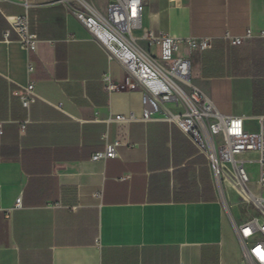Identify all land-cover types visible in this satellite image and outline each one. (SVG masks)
<instances>
[{
	"label": "crops",
	"instance_id": "crops-1",
	"mask_svg": "<svg viewBox=\"0 0 264 264\" xmlns=\"http://www.w3.org/2000/svg\"><path fill=\"white\" fill-rule=\"evenodd\" d=\"M86 1L105 13L107 0ZM144 1V29L212 39L205 51L182 42L175 56L189 61L191 85L220 114L245 116L244 127L264 115V37L241 46L224 39L264 31V0ZM75 5L0 1V264H245L231 217L241 224L256 213L246 204L249 216L238 204L228 213L186 136L164 121L106 122L139 113L143 92L106 89L105 76L121 85L124 72L70 12ZM24 14L38 39L30 53L15 31L4 40L8 18ZM28 80L39 99L25 110L17 92ZM114 140L115 158L91 159Z\"/></svg>",
	"mask_w": 264,
	"mask_h": 264
},
{
	"label": "built area",
	"instance_id": "built-area-1",
	"mask_svg": "<svg viewBox=\"0 0 264 264\" xmlns=\"http://www.w3.org/2000/svg\"><path fill=\"white\" fill-rule=\"evenodd\" d=\"M58 1L69 5L71 0ZM74 1L76 5L70 7V12L105 49L108 59L115 61L124 72L121 85L111 84L105 76L106 89L140 88L143 92L139 113L115 114L109 116L106 122L164 121L175 125L205 156L228 213L231 204L250 205L255 211L256 215L246 222L237 224L232 217L231 222L242 248L244 263L264 264V115L257 118L258 130L249 132L244 127L245 116L220 114L210 98L191 85L189 61L175 56L182 42L189 50L205 51L211 47L212 39L190 37L181 40L144 29V0H107L105 13L86 0ZM8 22L10 29L4 32V40L9 39L10 30H13L20 47L26 53L34 52L38 39L29 30L27 15L11 16ZM137 31H140L139 35ZM256 36L264 37V31L255 34L251 28H247L241 36L226 33L224 39L230 46H241ZM139 40L145 41L148 47L157 46L158 56L143 50L137 43ZM33 69L32 62L28 60L27 74H31ZM17 95L25 110L39 99L31 80L19 88ZM54 107L62 110L61 104ZM157 111L160 115H157ZM26 122L20 125V129L25 128ZM120 144L119 140L106 143L91 159L115 158ZM246 153H255L256 158L242 159L241 156ZM246 163H256L258 166L255 183L251 182ZM229 195L236 199L229 200ZM95 196L100 197L101 191H97ZM21 205V197L16 198L14 207Z\"/></svg>",
	"mask_w": 264,
	"mask_h": 264
},
{
	"label": "rangeland",
	"instance_id": "rangeland-1",
	"mask_svg": "<svg viewBox=\"0 0 264 264\" xmlns=\"http://www.w3.org/2000/svg\"><path fill=\"white\" fill-rule=\"evenodd\" d=\"M151 55L152 56H157L156 55V47L155 46H152L151 47ZM192 79V77H191ZM245 128L247 131L249 132H256L258 130V122L257 120H254V119H249L245 122ZM248 169H249V172H250V175H251V182L253 183L257 177V174H258V166L256 163H249L248 164ZM236 198L234 197L233 200H235ZM235 210L241 215L243 216L244 218L249 216L251 211L248 210V207H244L243 205L241 204H238V207L235 208Z\"/></svg>",
	"mask_w": 264,
	"mask_h": 264
}]
</instances>
